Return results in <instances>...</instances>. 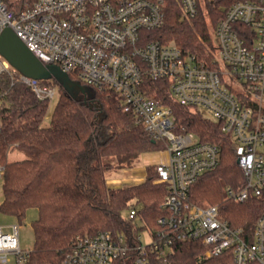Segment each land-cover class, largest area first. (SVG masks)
Wrapping results in <instances>:
<instances>
[{
	"label": "built area",
	"instance_id": "1",
	"mask_svg": "<svg viewBox=\"0 0 264 264\" xmlns=\"http://www.w3.org/2000/svg\"><path fill=\"white\" fill-rule=\"evenodd\" d=\"M215 0H36L15 13L0 0V34L10 28L44 64L73 73L86 87L118 94L126 111L148 135L167 144V160L155 164L158 181L168 193L161 205L165 215L158 229L142 236L136 247L125 237L108 231L77 236L61 264H114L131 258L133 264H168L175 244L199 242L207 251L200 264H264V213L254 225L252 241L242 228L220 219L217 206L190 202V191L204 173L220 163L218 145L201 142L194 134L178 130L171 107L151 94L147 81H166L172 96L184 106L199 109L223 123L231 134L238 165L246 177L239 190L226 187L230 199L242 202L264 190V0H235L212 29L216 47L213 68L187 55L175 42L147 41L145 31L162 27L166 8L174 3L188 20L204 14ZM205 15V14H204ZM254 31L249 48L241 26ZM224 70V71H223ZM11 85L22 83L40 100L52 102L58 88L27 77L0 56V75ZM227 74L243 88L257 108L243 104L223 82ZM0 174L2 169L0 168ZM136 216L132 209L129 218ZM19 225L7 233L0 227V264H26L31 251L21 249Z\"/></svg>",
	"mask_w": 264,
	"mask_h": 264
},
{
	"label": "trees",
	"instance_id": "2",
	"mask_svg": "<svg viewBox=\"0 0 264 264\" xmlns=\"http://www.w3.org/2000/svg\"><path fill=\"white\" fill-rule=\"evenodd\" d=\"M35 1L6 3L11 11L19 13ZM233 1L210 3L209 22L204 14L192 20L184 18L180 8L170 2L164 25L143 35L147 41H173L187 55L219 69L212 29ZM240 30L252 49L254 31L244 25ZM69 76L79 82L73 73ZM45 83L56 86L59 92L47 126L44 121L51 102L40 100L22 83L11 85L7 74L0 75V211L21 223L29 209L38 211L32 223L34 248L26 264H61L77 236L99 231L122 235L130 246H138L140 232L157 230L158 220L165 215L161 205L167 186L158 181L156 165L147 166L145 180L135 185L110 188L106 176L110 171L135 168L143 157L164 152L167 144L152 139L113 91L88 87L89 94L74 98L55 80ZM147 86L151 94H157L171 107L179 131L194 134L201 142L216 144L221 150L218 167L202 174L191 188L190 202L217 206L220 219L232 228H242L244 237L252 241L254 225L264 213V190L261 196L251 195L242 202L228 197L226 187L239 190L246 184L232 135L223 131L222 122L180 104L166 81L148 80ZM227 88L243 104L257 108L241 91ZM14 150L24 153L25 158L10 161L9 154ZM132 209L136 210L133 219L129 218ZM206 251L207 247L199 242L183 241L174 245L166 259L168 264H200ZM135 254L131 251L132 257ZM132 257L114 264H133ZM160 261L153 259L154 264Z\"/></svg>",
	"mask_w": 264,
	"mask_h": 264
},
{
	"label": "rangeland",
	"instance_id": "3",
	"mask_svg": "<svg viewBox=\"0 0 264 264\" xmlns=\"http://www.w3.org/2000/svg\"><path fill=\"white\" fill-rule=\"evenodd\" d=\"M203 11L209 22V15H208L207 8L205 6L203 7ZM213 42H214V36H213ZM220 68L221 70L223 69L222 67ZM223 78H224V81H223L224 85L232 86L234 89L241 91L245 96H247L245 94L247 92L240 86H237L234 83V79L231 76L224 74ZM58 98H59V94L51 102L47 117L44 121V125L46 126L50 124L51 115L56 106ZM8 158L10 161L21 160L25 158V154L17 150H14L9 154ZM166 160H167L166 152H162V153L160 152L156 154L147 155L143 157L141 160L137 161L135 168H146L152 163L155 165V163L165 162ZM133 169H125L121 171H110L106 176L107 186L110 188H118V187L126 186L129 183H126L124 179H127L130 177V172H133ZM2 198H3L2 197V178L0 174V201L2 200ZM125 216H128V212L125 213ZM37 218H38V211L35 208H31L27 211L26 216L24 220L22 221V223L19 222L15 217L5 215L0 211V226L4 228L5 232L9 233L11 232V225H19L20 226L19 237H20L21 249L24 251H32L34 248V233L32 229V223ZM140 234L142 236V242L144 244H148L150 242V235L148 231L144 229L140 232Z\"/></svg>",
	"mask_w": 264,
	"mask_h": 264
},
{
	"label": "water",
	"instance_id": "4",
	"mask_svg": "<svg viewBox=\"0 0 264 264\" xmlns=\"http://www.w3.org/2000/svg\"><path fill=\"white\" fill-rule=\"evenodd\" d=\"M0 56L21 74L40 81L55 80L72 97L89 94L88 87L71 80L69 74L57 65L44 64L18 38L12 29L6 28L0 34Z\"/></svg>",
	"mask_w": 264,
	"mask_h": 264
},
{
	"label": "crops",
	"instance_id": "5",
	"mask_svg": "<svg viewBox=\"0 0 264 264\" xmlns=\"http://www.w3.org/2000/svg\"><path fill=\"white\" fill-rule=\"evenodd\" d=\"M158 163H160V162H158ZM155 164H157V163H155ZM151 165H154V164L152 163ZM146 169H147V167L146 168H134L133 172H130V177L127 179H124L126 183H129L126 186L135 185V184H139V183L143 182L145 180V177L147 174Z\"/></svg>",
	"mask_w": 264,
	"mask_h": 264
}]
</instances>
